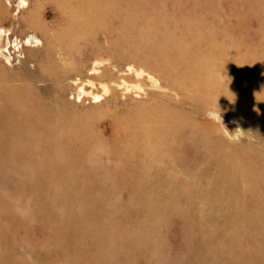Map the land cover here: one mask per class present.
Instances as JSON below:
<instances>
[{
	"label": "rangeland",
	"instance_id": "rangeland-1",
	"mask_svg": "<svg viewBox=\"0 0 264 264\" xmlns=\"http://www.w3.org/2000/svg\"><path fill=\"white\" fill-rule=\"evenodd\" d=\"M26 1L0 0V264H264V0Z\"/></svg>",
	"mask_w": 264,
	"mask_h": 264
},
{
	"label": "bare ground",
	"instance_id": "bare-ground-1",
	"mask_svg": "<svg viewBox=\"0 0 264 264\" xmlns=\"http://www.w3.org/2000/svg\"><path fill=\"white\" fill-rule=\"evenodd\" d=\"M26 3H27L26 0H19V6H21V5L23 6L24 4L26 5ZM78 6H82V5L78 4ZM30 38H34L37 43L42 44V40L40 38L38 39V38L32 37V36Z\"/></svg>",
	"mask_w": 264,
	"mask_h": 264
},
{
	"label": "water",
	"instance_id": "water-1",
	"mask_svg": "<svg viewBox=\"0 0 264 264\" xmlns=\"http://www.w3.org/2000/svg\"><path fill=\"white\" fill-rule=\"evenodd\" d=\"M34 39V38H33ZM34 41H35V39H34ZM36 42V41H35Z\"/></svg>",
	"mask_w": 264,
	"mask_h": 264
}]
</instances>
